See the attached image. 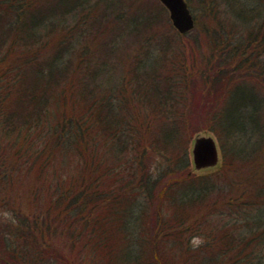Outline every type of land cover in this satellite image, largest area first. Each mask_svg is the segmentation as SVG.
Segmentation results:
<instances>
[{
  "label": "trees",
  "instance_id": "16d2710c",
  "mask_svg": "<svg viewBox=\"0 0 264 264\" xmlns=\"http://www.w3.org/2000/svg\"><path fill=\"white\" fill-rule=\"evenodd\" d=\"M215 1L193 63L194 45L143 43L133 0H0V200L18 220L0 264H73L68 240L102 264H264V0ZM138 40L122 74L94 63ZM203 131L221 164L197 176Z\"/></svg>",
  "mask_w": 264,
  "mask_h": 264
},
{
  "label": "rangeland",
  "instance_id": "374dc122",
  "mask_svg": "<svg viewBox=\"0 0 264 264\" xmlns=\"http://www.w3.org/2000/svg\"><path fill=\"white\" fill-rule=\"evenodd\" d=\"M205 1V0H204ZM204 1L203 0H185L187 3V7L189 11L191 12L194 20V27L184 35L185 38H181L178 35V32L173 28L171 21L169 19V14L167 10L160 4L158 0H133V7L132 12H150L148 15H150L149 24L154 23L151 25L148 29L142 30L141 36L143 38V43L146 40L151 45H157V44H170L169 51L172 50V52L178 53V58L181 59L185 55L186 48L185 46H196L197 47V58L194 61H191L193 63H198L197 60L201 59L203 57V54H205V49H202V47L205 46L208 40V36L211 35V32H216L218 29L215 24L213 25V21L210 17V15L207 16L206 12L207 10H204ZM218 1V2H217ZM218 3V11L222 10L224 7H226L228 1L227 0H216L214 3ZM248 4V2H246ZM254 3L253 0H251V5ZM147 9V10H146ZM127 17L126 13H124ZM154 16V18L152 17ZM218 17V16H217ZM106 20V19H104ZM156 22V24H155ZM207 32V33H205ZM141 43L140 40L135 41L133 45L130 47L127 46H120L118 48L115 47V49H112L110 54L105 55L106 46L102 47L103 44H99L96 48H92L93 51V60L97 61L100 59V61L94 62V63H102L106 62V65L109 69L112 70V73L114 76H118L119 74H122L124 69L127 67L128 62L130 61V58L133 57L134 54H138L140 52L139 50V44ZM168 46V45H167ZM168 51V52H169ZM92 54V55H93ZM198 64H189V66H195ZM196 68V67H195ZM192 71V70H191ZM191 75V72L188 73ZM189 92V90H186V93ZM202 139H212L215 142L216 148H217V159L216 162H208L205 164H201L199 162H196L193 157V148L195 146V143ZM66 161H63L61 163L60 167V175L61 179L59 182V187L62 191V193L67 192V190H70L69 188L74 185L72 183L73 180V173L78 169L76 165H79L77 162H75L74 155H69L66 159ZM188 160H189V173L192 175H206L211 174L213 172H216L221 164V152L218 146V142L215 138V136L208 131L198 132L195 135H193V139L191 140L189 146H188ZM154 159L151 160L150 165L153 166ZM150 168V166H149ZM159 170H161V166L158 167ZM152 174H157V172H153ZM24 183V186H28V181ZM22 188H16L14 187V197L17 196L19 191ZM118 197V196H115ZM25 204V203H24ZM24 214L28 213V206L24 205ZM21 215V214H20ZM19 214H16L18 219L20 217ZM18 220H15V212L14 209H12L11 206H8L0 200V251L4 248V242L3 238L9 239V230L11 227H16V223ZM38 235V234H37ZM13 236V235H12ZM63 240V238L61 237ZM10 240V239H9ZM59 243L60 238L58 239ZM67 241V240H66ZM70 240L67 241L66 245V252L68 251L70 253V258L73 264H81L80 262H84L85 260L89 262V264H102L99 260H93V257L88 253L89 249L83 245V243L75 244L74 247L71 245ZM14 243H17V241H13ZM201 240L198 238H195L191 241L192 247H196L200 244ZM45 244L47 243L44 242ZM63 244L64 241H63ZM196 245V246H195ZM44 246V245H43ZM87 248V249H86ZM65 254V253H64ZM189 257V255H188Z\"/></svg>",
  "mask_w": 264,
  "mask_h": 264
},
{
  "label": "water",
  "instance_id": "95a60500",
  "mask_svg": "<svg viewBox=\"0 0 264 264\" xmlns=\"http://www.w3.org/2000/svg\"><path fill=\"white\" fill-rule=\"evenodd\" d=\"M159 2L168 11L172 26L178 33L185 34L193 28L194 21L185 0H159ZM193 156L194 160L201 164L216 162L217 151L214 141L212 139L197 141Z\"/></svg>",
  "mask_w": 264,
  "mask_h": 264
}]
</instances>
